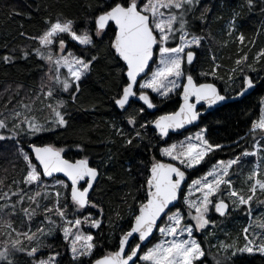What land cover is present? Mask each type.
I'll return each instance as SVG.
<instances>
[{"label": "trees", "instance_id": "obj_1", "mask_svg": "<svg viewBox=\"0 0 264 264\" xmlns=\"http://www.w3.org/2000/svg\"><path fill=\"white\" fill-rule=\"evenodd\" d=\"M116 2L120 0H0V113L3 114L0 118L8 117V127L0 129V135L6 137L0 140V181H3L0 194H11V191L20 189L26 193L38 187L36 184L23 183L27 162L19 149L22 148L30 155L33 163H36L30 151L31 144H51L61 148L65 157L70 160L86 157L100 170V180L90 199L91 203L79 212L84 217L85 214H90L94 219L101 221L98 228L91 227L88 223L83 225L86 231L94 234L96 245L93 254L73 260L70 245L64 242L59 234H54L48 236L45 242L47 247H50L45 252L40 249L36 259L59 253L58 264H92L96 258L118 249L121 235L131 228L133 214L138 213L139 204L146 196L150 164L161 158L157 151L160 144L156 145L161 139L153 132L150 124L157 116L175 111L180 104L176 91L167 100L152 96L158 107L154 112L148 111L139 101H134L126 111H121L116 106L115 99L119 97L127 81L125 63L111 47L117 30L111 23L101 35H97L95 27V18ZM202 14L204 19H201ZM57 17L73 20L78 33L87 31L93 39V44L86 46L65 34L63 39L66 49L86 60L92 57L96 59L92 61L91 70L80 80L79 91H75V85L69 92L60 91L58 86L53 85L56 88L53 97L45 98L40 95L39 99H35L44 84L47 62L37 55L36 49H45L41 48L34 37L43 34L48 26L47 20H55ZM231 18L237 21V32L248 41V44H243L244 50L236 41L226 42V24ZM188 19L192 30L204 37L201 47L198 50L193 49L197 52L195 64L188 65L185 62L188 70L197 67L195 78L198 82L218 81L219 84H216L222 93L228 96L237 94L244 86L243 73L246 70L242 67L243 63L235 72L232 69L235 68L237 58L243 56V52L250 55L247 64L255 65L250 74L255 76V81L258 80L256 89L248 96L207 113L201 117L198 126L182 134L170 135L168 140H178L188 131L202 126L206 129L209 142L222 146L211 151L194 170L185 169L177 163L188 171L189 181L196 171L201 173L210 168L216 160L235 156L237 152H241L249 139L260 137V134H255L251 129L253 122L261 115L264 99V55L260 56L259 60L255 59L259 52L258 45L264 41V0H254L252 7L248 6L247 0H200ZM179 43L177 36L169 42V46L176 47ZM6 56L10 57L8 62L3 59ZM214 64L220 65L217 77L198 74L200 70L210 73ZM240 70L242 73L238 75ZM72 95H75V100ZM59 100L65 102L62 111L67 124L64 126L56 125L54 113L47 106L51 104L55 108ZM21 101L28 104L29 109H24ZM13 109L21 113L18 119L10 116ZM25 117H35L45 126V130L29 134L28 124H20ZM130 117H135L134 125L128 122ZM17 124L20 126L14 128ZM120 125L122 133L117 132ZM137 132L140 133L139 136ZM129 139L131 143L127 142ZM254 158V155L249 157ZM250 163L249 160L236 165L240 173L238 177L235 176L234 182L236 185H242V189L248 187L240 182ZM184 191L185 187L182 198ZM28 196L31 195L26 193L24 207H28ZM43 196L44 191L41 190V196L37 199L41 200L42 204L48 203ZM67 197L70 201L69 193ZM17 199V196H12L11 202ZM181 201L175 209L180 206ZM4 203L6 201L0 200V204ZM92 204L98 207H93ZM20 207L18 204L17 212L12 216L19 227L25 228L27 219ZM75 213L74 206L70 205L68 216L73 217ZM248 213V207L245 205H237L234 212L231 209L223 216L213 212L210 223L197 233L205 251V257L201 258L204 264H216L218 258L226 255L219 247L221 243L243 247L246 241L239 230L247 223ZM40 216L44 218L42 214ZM158 234H155L151 243L157 240ZM231 251L230 249L229 252ZM232 260L234 264H264V255L244 253L238 254ZM15 261L16 264H33V259L25 253H15ZM196 263L200 264V261ZM143 264L147 262L143 261Z\"/></svg>", "mask_w": 264, "mask_h": 264}, {"label": "snow or ice", "instance_id": "obj_2", "mask_svg": "<svg viewBox=\"0 0 264 264\" xmlns=\"http://www.w3.org/2000/svg\"><path fill=\"white\" fill-rule=\"evenodd\" d=\"M199 3L200 0H120V2L109 5L107 9L95 18L97 35L103 32L109 21L114 22L117 27L111 47L126 64L127 77L119 97L115 99V104L120 109L126 110L130 98L137 95L139 100L143 101L148 108L155 107L150 97L143 91L145 89H151L153 92L167 97L169 93L181 87L178 81L186 75L183 67L185 60L187 64H192L195 57L193 48L200 47L204 39V37L192 30L188 19ZM247 4L252 7L254 0H247ZM201 19H204L203 14ZM46 24L48 26L43 31V34L34 37V39H38L41 48L48 49V52L45 55L40 48L36 49V52L49 65L54 66L55 74L49 76L50 84L41 85L40 94L35 99H39L40 95L45 98L53 97L56 91L53 85L58 86L59 90L63 92H69L75 85V91H79L80 80L91 70L92 61L96 59V57H92L90 60H86L75 56L71 52L67 55L61 54L54 59L51 51L52 45L58 41L60 52L63 53L66 47L63 39L65 34L70 36L72 40L86 46L92 45L93 39L87 31L78 34L74 27L75 22L71 19L57 17L55 20H47ZM177 36L180 43L176 47H170L169 42L175 40ZM239 40L243 43L244 36L242 34L239 36ZM157 49L160 54L159 65L151 72L149 77L145 70L149 68V62L153 60L154 52ZM261 55H264V53H261ZM3 59L8 62L10 57L6 56ZM212 59L215 61V56ZM257 59L259 60V57ZM246 60L247 56L241 57L236 61L237 66ZM219 67V64H214L210 73L204 72L201 75L217 77V69ZM61 68L67 69V75L63 76V78L60 73ZM51 71L52 69L50 68ZM232 71L235 72L236 69L234 68ZM142 73L146 78L143 79V82H139L138 77ZM186 81L182 85L183 103L180 105L179 110L161 115L153 122L162 137H167L170 130L182 129L186 124H191L198 120L200 113L196 110L197 103L203 101L211 107L228 99H234L222 94L214 83H198L191 74L186 75ZM137 84H139V91L136 87ZM244 84L246 87L238 92L237 96L242 97L245 92L254 88L253 79L250 77H244ZM45 88H47L46 91ZM193 97H195L196 103L191 102ZM72 99L75 100V95H72ZM21 105L24 109H29V105L23 104L22 101ZM47 106L52 109L57 126L67 124L62 111L65 106L64 101H57L55 108L51 104ZM2 115L0 113V116ZM20 115L21 113L15 109L10 112V116L13 119H18ZM7 120L8 117L0 118V129L8 127ZM25 122L28 124L29 134H36L45 130V126L39 123L35 117L31 119L25 117L24 120L20 121V124ZM128 122L134 125L136 123L135 117H130ZM19 126V124L14 125V128ZM141 127H144V125H141ZM257 129L264 131V109L261 110L259 119L252 124L251 130L254 132ZM15 134L18 135L19 133ZM139 135L140 133L137 132V136ZM4 139L6 137L0 135V140ZM127 142L131 143L132 141L129 139ZM221 147L219 144L210 143L203 135V132H201L197 133L194 138L186 137L184 141L172 143L161 151L163 155L171 157L172 160L178 161L180 165L188 169L199 165L209 152ZM31 148L35 153V160L42 167V173L38 170V166L33 163L30 155L24 152L22 148L19 149L23 159L27 162V172L23 183L36 184L39 187L43 185L42 177H52L53 173H63L71 181V184L67 185L61 180H57V184L66 190H70V201L76 213L85 209L91 203L89 200V189L93 187V182L96 181L99 175L97 169L89 166V161L86 157L75 161L65 159L62 155L64 150L50 144L39 147L32 144ZM259 150L258 144L257 152L249 153L245 151L242 155H257ZM240 161V156L227 161H217L204 176L192 181L190 195L193 189L201 193V196L196 200L186 198L189 209L195 210V215L191 216V219L196 222L195 228L205 229L210 223L207 217L209 205H212L221 216L226 214L229 205L225 203L224 199L213 201L211 198L221 192L222 185H227L231 189L232 182L226 177L229 176L232 166L237 165ZM259 170L260 165L258 163L248 177L250 181H253L249 188L251 195H241L235 189L229 191V198L232 199L234 206L249 205L250 208L257 190L259 189V191L264 193V180L259 178ZM185 175V170L175 164L154 161L151 165L150 175L146 180L147 189L144 198L146 202H140L138 214H133L134 224L129 231L122 234L118 250L96 260L95 264H136L137 259L143 260L147 264H196L197 261H200V264H204L201 258L205 257V251L201 243L193 238V226L183 224V215L179 209L172 213L169 207L170 205L175 207L173 202L178 199V193L181 191V184L185 180ZM81 181H84L87 187L80 186ZM14 183L16 182L14 181ZM2 185L3 181H0V186ZM47 187V185H43V199H48ZM25 195L26 193H24L23 189L11 191V194L9 192L0 194V200L6 201V203L0 204V213L8 216L15 215L19 204L21 206L20 211L27 217V231H18L11 221L5 222L6 227L9 229L6 235L11 238L12 234L15 233L16 238L5 241L3 250H0V264H16L15 253L18 252L25 253L32 258L33 264H58L56 256L59 253L50 255L46 260L36 259L39 250L46 246L43 242V237L53 235L57 227L61 228L64 239L70 240L73 260L92 254L95 247L93 236L84 234L81 231V227L84 223H88L91 227L98 228L101 226L99 219H93L90 216H85L83 219L79 216L69 219L67 214L68 204H61L60 191L55 192V200L51 207L43 205L41 200L37 199L41 196V190H38L34 195L28 196L29 206L24 207ZM12 196H17L18 199L15 202H11ZM67 199L68 197L66 196L65 200L67 201ZM32 205H35V207H32ZM92 206L98 207L96 204H92ZM41 209L44 219L41 221L40 226L35 231H32V220L40 214L38 210ZM102 212L103 209H101ZM52 215L57 216L62 223L58 225L57 220L52 219ZM164 216L167 217V221L163 227H160L157 221ZM258 227L264 230V223H261ZM157 228L163 238L158 240L152 247L147 248L142 256H139L141 243L149 240L153 235V230ZM184 233H187L186 238H184ZM244 233L246 242L243 247L221 243L219 247L226 255L223 258H218L216 264H234L232 258L238 254L243 255L244 253L251 254L254 252L264 254V232L257 233L252 231L251 235H249V228H245ZM133 234H137L138 240L141 242L134 247L129 246V240L133 237ZM168 237H171V239H168ZM25 239L28 241L29 246L27 247L24 244ZM258 240L260 241L259 243H257ZM230 249L232 250L231 252H229Z\"/></svg>", "mask_w": 264, "mask_h": 264}, {"label": "rangeland", "instance_id": "obj_3", "mask_svg": "<svg viewBox=\"0 0 264 264\" xmlns=\"http://www.w3.org/2000/svg\"><path fill=\"white\" fill-rule=\"evenodd\" d=\"M234 21V23H232ZM237 21L234 19V18H231L228 22H227V24H226V36H227V40H226V42H229V41H236L237 43H238V45L241 47V49H243L244 50V48H243V44L244 43H247L248 44V41L246 42V38L244 37V41H243V43H241V41L239 40V36L241 35L240 33H238L237 32ZM237 32V33H236ZM102 33V32H101ZM101 33H100V35H101ZM79 34V33H78ZM36 41L37 42H39V40L38 39H36ZM78 42V41H77ZM79 43V42H78ZM56 45V48H54V46ZM201 45H202V43H201ZM259 47H258V51L259 52H257V55H256V57H255V59H257L258 57H260V56H262L261 55V53H264V41L262 42V44H260V45H258ZM201 47V46H200ZM200 47H198V48H196V47H194L193 49H195V50H198ZM51 51L53 52V58L55 59L56 57H58V56H60L61 54H63V55H67L69 52H71V53H73L75 56H78L76 53H74L73 51H70V50H67L66 49V47H65V49H64V51H63V53H61L60 52V49H59V43H58V41L56 42V43H54L53 45H52V48H51ZM44 53H45V55L47 54V52H48V49H45L44 51H43ZM244 56H247V60L242 64V67H244L245 68V70H246V72L245 73H243V76L245 77L246 75H248V74H250L251 73V70H253L254 69V67H255V65H250V64H247V61L249 60V58H250V55L247 53H244L243 52V56H241V57H244ZM78 57H80V55L78 56ZM159 59H160V54H159V51H158V49L156 50V52H155V55H154V60H153V63H154V65H153V67H152V69H151V71H150V73L148 74V76L150 77L151 76V72L152 71H154L156 68H157V66L159 65ZM238 59H240V58H237V60ZM236 60V61H237ZM47 62V61H46ZM183 67H184V71H185V73L186 74H189V73H192L194 76H196V74H197V70H196V68L197 67H194L192 70H188L187 68H186V64L184 63V65H183ZM50 68L52 69V71L50 72ZM238 68V66H237V64L235 65V69H237ZM242 70H240L237 74L239 75L240 74V72H241ZM205 71L204 70H200L199 71V73L198 74H201V73H204ZM253 72V71H252ZM60 73H61V77L63 78V76H65V75H67V69L66 68H61L60 69ZM88 73V72H87ZM86 73V74H87ZM242 73V72H241ZM55 74V69H54V66H52V65H49V63L47 62V71H46V74H45V79H44V85H48V84H50L51 83V81L49 80V76L50 75H54ZM186 76V75H185ZM185 76L184 77H182L179 81H178V83L181 85V87H179V88H177V89H175L173 92H171V93H169V95L167 96V97H164V96H161V95H159L158 93H156V92H153L151 89H145V91H148V92H150L151 93V95L152 96H156L157 97V99H162V98H164V99H170L171 98V95L173 94V93H175L176 91H177V94L179 95L180 94V91H181V89H182V85L184 84V82H185ZM254 76V75H253ZM264 76V75H263ZM255 77V76H254ZM144 78H146V77H144ZM144 78H142L141 80H140V82H143V79ZM215 81V80H214ZM256 81H258L257 79H256ZM216 83L217 84H219V82L218 81H216ZM138 89H139V86H138ZM47 90V88H45V91ZM139 91V90H138ZM28 97H29V95H27ZM263 101H264V99H263ZM262 109H264V103L262 104ZM261 109V110H262ZM147 123V122H146ZM149 123V122H148ZM150 124V123H149ZM122 125H120V126H118L117 127V132L118 133H122L121 132V130H122V127H121ZM150 127H151V124H150ZM152 128V127H151ZM152 130H153V132H155V134H156V130L155 129H153L152 128ZM201 132H203V135L205 136V138H206V129L204 128V127H202V126H200V127H197V128H195V129H193V130H190V131H188L182 138H180V139H178V140H163L162 138H161V136H158L157 134V136L158 137H160V141H157V144L156 145H159L160 144V146H158V149H157V151H158V153H159V155H160V159H158V160H168V161H173V162H175V163H179L178 161H175V160H172V158L171 157H168V156H165V155H163V153H162V149L163 148H165V147H168L169 145H171L172 143H176V142H180V141H184L185 140V138L186 137H192V138H194L195 136H196V134L197 133H201ZM255 132V134H260V137L259 138H257V139H255V140H252V139H249L248 140V143L246 144V145H244V147H243V149L241 150V152H237V154L235 155V156H233V157H231V158H227V159H220V160H224V161H227V160H229V159H233V158H235V157H237V156H240L241 157V161L240 162H244V161H249L250 160V167H249V169L247 170V172H246V174H245V176H244V178H243V180L240 182V183H245V184H247L248 185V187L247 188H244V189H242V185L241 186H239V185H236L235 184V182H234V178H235V176H237L238 177V175H239V173H240V169L238 168V166H232V168L230 169V171H229V176L228 177H226V179H230L231 180V182H232V184H231V189L227 186V185H222L221 186V192H219V193H217L215 196H213L211 199H213V201H218L219 199H224V200H226V201H228V202H230V204H231V209H232V211L234 212L236 209H237V205H233V202H232V199H230L229 198V191L230 190H232V189H235L236 191H238L241 195H244V196H248V195H251V192L249 191V188H250V185L253 183V181H250L249 179H248V177H249V175L251 174V172L253 171V169H255L256 168V166H257V164L259 163V165H260V170H259V178L260 179H262V180H264V131H262V130H260V129H257V130H255L254 131ZM207 139V138H206ZM161 143H163V144H161ZM259 144V148H260V150H259V152L257 153V155H254L255 156V158L254 159H249V157H251L252 155H249V156H243L242 155V153L243 152H245V151H247V152H249V153H252V152H257V145ZM210 153V152H209ZM208 153V154H209ZM207 156H205V158H206ZM205 158H204V160H205ZM158 160H156V161H158ZM203 160V161H204ZM220 160H216L211 166H210V168H208L207 170H203L201 173H198L197 171H196V173L194 174V176L186 183V185H185V191H184V195H183V198H182V201H181V204H180V206L178 207V208H174L175 210H172V213H175L176 211H177V209H179V211L181 212V214L183 215V221H182V223L183 224H190V225H192L193 226V238H195L198 242H199V240H198V235H197V233H199V232H201L202 230H204V229H197V228H195V221L194 220H192L191 219V216L192 215H195V210L194 209H189V207H188V205H187V203H186V198L187 199H190V200H196V199H198L200 196H201V193H199V192H196L194 189L192 190V193H191V195H190V186L192 185V181L193 180H195V179H199L200 177H202V176H204L211 168H212V166L213 165H215L216 163H217V161H220ZM155 161V160H154ZM153 161V162H154ZM203 161L201 162V163H203ZM200 163V164H201ZM34 164H36V163H34ZM199 164V165H200ZM37 165V164H36ZM151 165L152 164H150V167H151ZM199 165H196V166H194L193 168H188L189 170H194L195 168H197ZM38 166V165H37ZM103 167V166H102ZM235 167V168H234ZM233 168H234V171H233ZM38 170L39 171H41V169H40V167L38 166ZM150 171V170H149ZM41 173H42V171H41ZM235 175H234V174ZM150 175V174H149ZM149 177V176H148ZM42 179H43V185H47L48 187H47V189H46V192H47V194H48V199L46 200V202H48V203H43V205H45V206H48V207H51L52 205H53V203H54V200H55V192L56 191H60V193H61V204L63 205L64 203H67L68 204V208H67V212H68V210L70 209V205H72V203H71V201H69L68 199H67V201L65 200V197L66 196H68V193H69V196H70V190H66L65 188H63V187H61L59 184H57V180H61V181H63L65 184H67V185H69V183L65 180V179H63V178H61V177H55V178H52V179H50L49 181H47L44 177H42ZM209 179H211V177H209ZM46 180V181H45ZM43 185H40L39 187H34L33 188V190H31V191H29V192H26L28 195H34L38 190H43ZM38 186V185H37ZM53 200V201H52ZM28 206H29V203H28ZM242 206V205H241ZM245 206H247L248 207V218H247V223L245 224V226H243L242 227V229H240L239 231L240 232H242V234H243V236H244V238H245V233H244V229L245 228H249V235H251V232L252 231H255V232H257V233H262V232H264V230H262L260 227H258V225H260L261 223H264V193H262L261 191H259V189L257 190V192H256V194H255V197H254V199H253V201L251 202V207L249 208V205H245ZM32 207H34V205H32ZM38 211H40V214H42L43 215V213H42V209L41 210H38ZM74 211H75V208H74ZM83 211V210H82ZM213 212H214V207L212 206V205H209V211H208V213H207V217L209 218V220L211 221L212 220V216H213ZM215 213V212H214ZM40 214L39 215H37V216H35L34 218H33V220H32V223H31V228H32V231H35L36 230V228L38 227V226H40V223H41V221H43V217H41L40 216ZM171 214V213H170ZM86 216H91V218H93L94 219V216L93 215H90V214H85ZM23 216H24V214H23ZM76 216H79L81 219H83L84 218V215H80V213H75V216H73V217H70V216H68V218L69 219H74V218H76ZM26 219H27V217H26ZM52 219H54V220H57V224L59 225L60 223H62L60 220H59V218H57V216H52ZM6 221H11L12 223H13V226L18 230V231H27V224H25L26 226H25V228H21V227H19V224H17L15 221H14V219H13V216H8V215H5V214H3V213H0V250H3V247L5 246V241H8V240H10V239H15L16 238V236H15V233H13L12 234V236H11V238L10 237H8L7 235H6V233L9 231V229L6 227ZM167 221V217H165L164 218V220L162 221V223H161V225H160V227H163L164 226V223ZM84 225V224H83ZM82 225V227H81V231L84 233V234H90V235H92L93 236V243L95 244V238H94V234H92V232L91 231H89V230H85L84 229V226ZM251 226V227H250ZM156 233H159L158 235V238H157V240L155 241V242H153V243H151V244H149L148 246H147V248H150V247H152L156 242H158V240H160V239H162L163 237H161V234H160V232H159V230L156 232ZM54 234H59L60 236H61V239L64 241V242H67L69 245H70V240H65L64 239V237H63V232H62V230H61V228L60 227H57L56 229H55V232H54ZM53 234V235H54ZM53 235H50V236H53ZM239 235V234H238ZM47 237L48 236H46V237H43V242H44V244L46 245V240H47ZM187 237V233H184V238H186ZM21 239H23L22 237H21ZM168 239H171V237H168ZM260 241L258 240L257 241V243H259ZM24 244H25V246L27 247V246H29L28 245V241L25 239L24 240ZM96 245V244H95ZM10 246V245H9ZM47 248H49V247H47V245L45 246V247H42L41 248V251L42 252H45V250L47 249ZM147 248L144 250V251H146L147 250ZM94 249H95V247H94ZM94 249H93V251H92V254H93V252H94ZM144 251H143V253H144ZM19 253V252H18ZM143 253H142V255H143ZM254 253H259V252H254ZM91 254V255H92ZM259 254H261V253H259ZM50 255H55V254H48L46 257H44V258H42V259H47ZM70 255H71V257H72V252H71V250H70ZM90 255V256H91ZM141 255V256H142ZM262 255H264V254H262ZM90 256H83V257H90ZM83 257H80L78 260H80L81 258H83ZM73 259V258H72ZM56 260H57V256H56ZM136 264H143V260H139L138 259V261L136 262ZM197 264V263H196Z\"/></svg>", "mask_w": 264, "mask_h": 264}, {"label": "water", "instance_id": "obj_4", "mask_svg": "<svg viewBox=\"0 0 264 264\" xmlns=\"http://www.w3.org/2000/svg\"><path fill=\"white\" fill-rule=\"evenodd\" d=\"M111 23L114 24V26H115V28H116V30H117V27H116L115 23L112 22V21H109V23H108V25L106 26L105 29H107V27H108ZM105 29H104V30H105ZM114 38H115V37H114ZM113 40H114V39H113ZM155 51H156V50H155ZM194 52H195V57H194V60H193V62H192L191 65H194L195 62L197 61V52H196L195 50H194ZM154 55H155V52H154ZM153 58H154V56H153ZM121 60H122V59H121ZM122 61H123V60H122ZM185 61H186V60H185ZM186 63H187V62H186ZM152 64H153V60L149 62V68L145 70L147 73L150 72ZM125 65H126V64H125ZM188 65H189V64H188ZM190 74L193 76L194 80H196L195 76H194L192 73H190ZM144 77H145V76H144V74L142 73L141 76L138 77V81L140 82V80H141L142 78H144ZM245 77H250V78L253 79V82H254V88L249 89L247 92H245V94H244L242 97H241V96H237V94H234V95L229 96V97H233L234 99H228V100H226L225 102H222L221 104L213 105V106H211V107H209V106H208L205 102H203V101H201L200 103H197V108H196V110L200 113V117H199V119L196 120V121H194V122H192L191 124H186L182 129H178V130H170V131H169V135H168L167 137H162V136L160 135L159 130L155 128V125H154L153 122H154L159 116H161V115H165V114H168V113H163V114L157 116V117L152 121V123H151V127H152L153 129L156 130V134H157L158 136H161V138H162L163 140H168L171 134H182L183 132H185V131H187V130H189V129L195 127V126H198L199 123H200V119H201L202 116L206 115L207 113H209V112H211V111H213V110H215V109H217V108H219V107H222L223 105H225V104H227V103H229V102H233V101L241 100V99H243L244 97H246V96H248L249 94H251V93L256 89V87H257V82L254 80L253 76H252L251 74H248V75H246ZM196 81H197V80H196ZM186 82H187V81H186V76H185V82H184V84H185ZM197 82H198V81H197ZM205 82H207V83H214V84L217 86V88L220 89L219 86H218L215 82H212V81H204V82H198V83H205ZM138 85H139V84H137V86H136V87H137V90H138ZM244 87H246L245 84H244L243 88H242L240 91H242V90L244 89ZM220 91H221V90H220ZM240 91H239V92H240ZM144 92L150 97V99H151L152 103L155 105V107H153V108H148V106H147L143 101L139 100L138 95H137L136 97H132V98H130L129 105L126 106V110L129 109V107L131 106V104H132L134 101H139V102L143 103V104L146 106V108H147L148 111H150V112H154V111H156L158 107H157V105L153 102L152 97H151V94H150L148 91H144ZM182 93H183V87H182V89H181V91H180V94H179V96H178V97H179V100H180V104H179L178 108H177L175 111H178L180 105L183 103V95H182ZM221 93H222V92H221ZM222 94H224V93H222ZM225 95H226V94H225ZM227 96H228V95H227ZM191 102H192V103H196L195 97L191 98ZM116 106L119 108L118 105H116ZM119 109H120V108H119ZM120 110H121V111H126L125 109H120ZM170 113H171V112H170ZM35 145L39 147V146H44V145H49V144H43V145L35 144ZM50 145H51V144H50ZM52 146H53V145H52ZM30 151H31V153H32V155H33V157H34V159H35V153H34V151L32 150L31 146H30ZM62 155L64 156L65 159H68L67 157H65V155H64L63 153H62ZM78 159H82V158H78ZM69 160H70V159H69ZM76 160H77V159H76ZM35 161H36V160H35ZM71 161H75V160H71ZM88 161H89V160H88ZM158 161L161 162V163H165V164L172 163V164H175L176 166L180 167L177 163H175V162H173V161H168V160H158ZM36 163L39 165V162H38V161H36ZM89 166H90V167H94V168H96L97 171H98V173H99V175H98L96 181L93 182V187H92L91 189H89V200H90V199H91V196H92V194H93V192H94V190H95L96 185L99 183V180H100V170L98 169V167L93 166V165L91 164L90 161H89ZM39 167H40L41 170H42V167H41V166H39ZM150 169H151V167H150ZM181 169H182V170H185V169H183L182 167H181ZM185 172H186L185 180H184V181L182 182V184H181V191L178 193V199H177V201H174V202H173V204L175 205V207H176V206L180 203V201L182 200L183 189H184V187H185V184L188 182V174H189V173H188L187 170H185ZM55 177H61V178L65 179V180L69 183V185L71 184V181H70V180H69V179H68L63 173H53V176H52V177H46V176H45L46 179H52V178H55ZM80 186H82V187H87V185L84 183V181H81V182H80ZM146 187H147V184H146ZM224 201H225V203H227V204L229 205L228 211L226 212V214H228V213L231 211V204H230V202H228V201H226V200H224ZM145 202H146V201H145ZM86 207H87V206H86ZM169 207L171 208V210L175 208V207H173L172 205H170ZM214 211H215V208H214ZM215 213H216L217 215H220V214L217 213L216 211H215ZM137 214H138V213H137ZM226 214H225V215H226ZM220 216H221V215H220ZM165 217H166V216L162 217L161 220H158V221H157V224H158L159 226L161 225V223H162V221L164 220ZM133 224H134V221H133L132 225H133ZM129 230H130V229H129ZM129 230H128V231H129ZM157 231H158V228H157V229H154V230H153V235L149 238V240L144 241L143 243H141V242L138 240V235H137V234H133V237L130 238V240H129V246L134 247L137 243H141V251L138 253V255L141 256L142 253H143V248H144L145 246L149 245V244L152 242L153 237L155 236V234H156ZM121 236H122V235H121ZM120 238H121V237H120ZM118 247H119V246H118ZM117 250H118V249H117ZM117 250H115V251H117ZM115 251H114V252H115ZM126 251H127V248H126ZM104 256H105V255L96 258V259L92 262V264H95V261H96V260L101 259V258H103ZM134 259H135V258H134ZM137 261H138V259H137ZM137 261H136V262H137Z\"/></svg>", "mask_w": 264, "mask_h": 264}, {"label": "flooded vegetation", "instance_id": "obj_5", "mask_svg": "<svg viewBox=\"0 0 264 264\" xmlns=\"http://www.w3.org/2000/svg\"><path fill=\"white\" fill-rule=\"evenodd\" d=\"M153 99V98H152ZM157 105V104H156Z\"/></svg>", "mask_w": 264, "mask_h": 264}]
</instances>
